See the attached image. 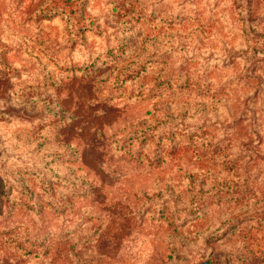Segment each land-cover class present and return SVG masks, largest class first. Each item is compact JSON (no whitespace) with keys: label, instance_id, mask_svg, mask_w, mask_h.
<instances>
[{"label":"rangeland","instance_id":"1","mask_svg":"<svg viewBox=\"0 0 264 264\" xmlns=\"http://www.w3.org/2000/svg\"><path fill=\"white\" fill-rule=\"evenodd\" d=\"M0 264H264V0H0Z\"/></svg>","mask_w":264,"mask_h":264}]
</instances>
